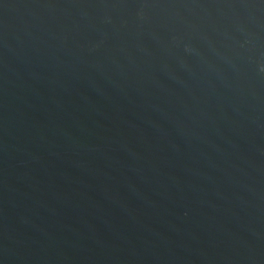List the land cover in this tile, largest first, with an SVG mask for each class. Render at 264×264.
<instances>
[{"label": "water", "instance_id": "water-1", "mask_svg": "<svg viewBox=\"0 0 264 264\" xmlns=\"http://www.w3.org/2000/svg\"><path fill=\"white\" fill-rule=\"evenodd\" d=\"M0 264H264V0H0Z\"/></svg>", "mask_w": 264, "mask_h": 264}]
</instances>
